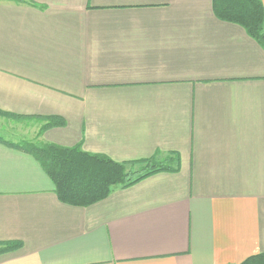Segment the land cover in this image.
Instances as JSON below:
<instances>
[{
  "label": "crops",
  "instance_id": "0c3cea01",
  "mask_svg": "<svg viewBox=\"0 0 264 264\" xmlns=\"http://www.w3.org/2000/svg\"><path fill=\"white\" fill-rule=\"evenodd\" d=\"M264 5V0H262ZM0 112L41 145L177 172L62 203L0 137V264H242L264 254V48L212 0H0ZM65 124L41 133L45 119Z\"/></svg>",
  "mask_w": 264,
  "mask_h": 264
},
{
  "label": "trees",
  "instance_id": "16d2710c",
  "mask_svg": "<svg viewBox=\"0 0 264 264\" xmlns=\"http://www.w3.org/2000/svg\"><path fill=\"white\" fill-rule=\"evenodd\" d=\"M212 4L219 20L240 25L264 48L262 0H212ZM45 122L41 133L65 124L59 118H48ZM9 146L33 156L54 184L58 199L75 207L92 206L115 189L128 188L159 173L177 172L180 165V157L176 154H158L143 161L118 163L106 156L86 153L79 147H38L29 143ZM20 247L21 243H0V254ZM242 264H264V254L250 257Z\"/></svg>",
  "mask_w": 264,
  "mask_h": 264
},
{
  "label": "rangeland",
  "instance_id": "374dc122",
  "mask_svg": "<svg viewBox=\"0 0 264 264\" xmlns=\"http://www.w3.org/2000/svg\"><path fill=\"white\" fill-rule=\"evenodd\" d=\"M37 122L34 119L16 118L0 112V137L6 139L24 140L21 143L41 147L35 138ZM38 132V131H37Z\"/></svg>",
  "mask_w": 264,
  "mask_h": 264
}]
</instances>
